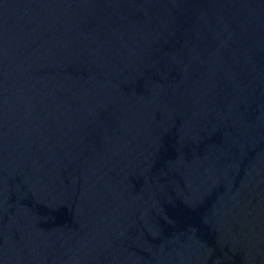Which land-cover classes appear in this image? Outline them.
Masks as SVG:
<instances>
[{"label": "water", "instance_id": "95a60500", "mask_svg": "<svg viewBox=\"0 0 264 264\" xmlns=\"http://www.w3.org/2000/svg\"><path fill=\"white\" fill-rule=\"evenodd\" d=\"M0 264H264V0H0Z\"/></svg>", "mask_w": 264, "mask_h": 264}]
</instances>
